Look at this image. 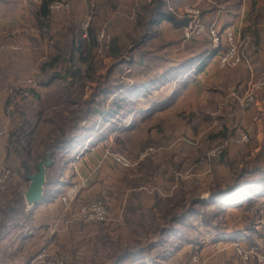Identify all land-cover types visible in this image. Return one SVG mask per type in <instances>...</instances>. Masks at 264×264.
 I'll return each instance as SVG.
<instances>
[{"label": "rangeland", "instance_id": "obj_1", "mask_svg": "<svg viewBox=\"0 0 264 264\" xmlns=\"http://www.w3.org/2000/svg\"><path fill=\"white\" fill-rule=\"evenodd\" d=\"M56 1L60 0H55L50 4L48 19L39 21L38 13L43 0H0V114L4 118L2 124L0 122V139L3 138L7 145H12V133L26 126L28 133L31 131L36 133V142L32 148L38 154L34 153L33 155L43 161L48 152L53 151L49 150L44 154L41 147L50 141L56 131L55 125L59 127L62 124L68 128L75 111L82 112L86 118L80 126L82 130L80 131V140L76 145H70L67 150L56 153L53 159L56 167L48 171L47 178L50 182L62 180L68 181L69 184H75L76 182H72V177L76 175L75 168L78 167L76 163L82 156L87 155L88 151H99L97 164H93L91 160L84 161L90 174L83 179L88 181L90 177L89 183L86 184L88 191L92 188V194L84 200L79 199L78 196L77 206L92 201L105 202L110 205L113 199L117 205L121 203L122 210L120 214H115L113 211L116 219L108 224L76 221L84 224L87 232H82L80 235L75 232L73 236L68 232L69 234L64 235V239L71 237L65 252L53 244L56 238V228L49 234L45 233L44 244H53V249L45 248L49 256L53 259H63L66 264H112L110 256L112 257L116 248L126 245L134 246L140 239L144 244L146 239L158 237L161 225L158 227V225L152 226L151 224L148 227L149 230L144 233L140 223L145 222L147 218L151 219L150 213L160 199L176 196L185 199L181 209L177 211L179 213L185 211L192 200L206 202L197 207L201 212L200 215H191L184 220L185 225H178L180 233L171 236L170 245L156 248L160 252L171 251L170 254L168 252L169 255L167 252L165 253L169 257L173 255L170 259H173L184 247L189 245L188 239H197L206 242L205 246L202 244V248L205 247L211 253L209 263L217 264L219 261L226 260L227 257H236L237 249L234 244L237 237L238 240L246 243L242 244L243 246L251 248L247 238L249 235H253L258 244V247L252 248H257L263 253L264 197L252 196L253 199L245 202L243 207L240 206L242 201L221 205L223 204L222 200L212 198L214 193L224 192L226 187L238 179L235 176L236 167L238 169L242 167V157L249 156L250 153L242 148L230 146H240L238 141H242L241 134H239L241 138H238L237 133L230 134V138H232L230 140H228V135L227 137L217 136L221 131L218 128L220 122L215 119L217 117L208 124L207 120L202 117V113L198 111L202 107L203 100L209 94L201 74L196 80L200 82L194 83V80L192 82L194 84H190L188 89L183 92L184 95L176 107V111L179 112L177 113L178 117L174 114H163L150 118L143 117L137 112L147 110L155 100L166 98L175 87V84L171 83L163 87L159 86V90L147 88L141 92L139 98H130L126 94L121 96L120 90H117L116 94L104 98L105 100L96 98L98 94L95 92L100 85L105 83L103 77L114 66L113 64L119 60L125 64L134 59L138 60L141 52L140 49L131 48L129 39L122 38L123 28L129 27L131 30L136 24L137 8L120 22L116 19L119 16H113L112 6L116 4L119 7H129L131 3H138L140 6L139 3H142L143 0H72L70 7L65 11L51 9L52 4ZM211 1L215 2V0ZM234 1L231 0V3ZM243 1L250 9L252 0ZM209 3L208 0H168L170 9L182 18L187 15V10L194 8L201 10V17H204L208 12H213L207 9ZM260 4H263V1H260ZM80 5H82L81 9ZM225 5L227 4H217L216 7L218 9L220 6L225 8ZM43 21L45 22L43 23ZM87 22L88 26L86 27ZM91 27H94L98 32V47L90 54H86L87 62L84 64L77 56L71 58L72 53L70 56L67 43L70 39L69 33L79 29L86 38ZM122 33L123 35H121ZM176 35L173 36L174 39L171 38L173 39L170 40L171 42L165 41L162 36L161 39L153 42L154 46L163 48L156 49L151 54V57L146 60V66L133 68L123 66L112 77L130 89L152 81L160 74L161 70H165L169 65H178L188 58L191 52L188 48L180 47L178 35ZM119 36L122 38V48L125 53L116 60L109 55L108 46L113 38ZM203 38V41H206L203 47L205 44L209 46L210 39ZM167 43L169 45L164 46ZM76 44L79 45L78 40H76ZM56 57L57 62L52 67L49 66ZM157 59H166L168 62ZM80 64L82 65V77L85 76L80 79H67L70 65L79 68ZM89 67L93 69V78L87 79ZM112 77L111 80H115ZM67 91L71 95L74 106L55 105L53 100L59 102L58 100ZM120 97H124V110L118 116L107 121L104 116L96 117L94 115L92 117L83 112L84 109L95 106H100L102 110H108L112 101L120 99ZM50 99L52 101H49ZM158 124H163L165 132L163 136L166 137L164 140L166 142L163 145H144L149 139L148 137L154 140L159 137L160 133L156 128ZM207 127L210 129L209 131ZM86 128L89 130L85 131ZM38 131L43 134L41 138L37 134ZM252 141L253 139L245 145H251ZM234 148L236 151L233 150ZM19 150L20 146H18V152H13L12 158L4 162L0 169V177L9 172L12 177L11 184L7 189L3 190L0 187V204L2 205L7 203L5 198L11 197L15 187V190L20 187V192L25 189L19 174V170L24 172L21 169L23 158L19 154ZM106 150L122 153L133 161L139 159L143 154L146 156L139 166L127 170L114 165L110 159L105 158ZM149 150H153V152ZM263 150L264 147L261 151ZM249 161L251 162V160ZM88 166H92V168L90 169ZM62 170H64L65 176L61 175ZM165 185L175 187L173 195L168 196L164 192H159L160 188L165 190ZM85 187L86 185L83 189ZM225 191L227 190L225 189ZM237 196L233 194L230 198L237 201L239 198ZM247 197L245 195L244 199ZM25 202V196L18 202L21 215L17 220L18 223H14L18 227L14 233H18L17 235H21V237L25 234L26 226L24 225L31 226V219L28 216L31 207L24 209ZM249 203H252L251 206H248ZM212 205H220L222 209L208 211L209 208H214ZM248 207L249 209H247ZM64 209L66 210L65 207ZM257 212L260 217L254 218ZM250 217L254 218V223H256L254 233L249 232V225L252 223L248 220ZM159 221L162 224L167 219H159ZM209 221L214 224L222 223L226 235H218L212 231L213 228L204 225ZM177 235L183 240H179ZM39 238L40 236L37 235L35 244L23 245L22 241L19 242V246L23 245L19 251L20 264L23 262V258L27 259L29 256L33 259L40 252ZM57 239L60 238L57 237ZM222 245L233 246L225 250L219 248ZM200 253L201 250L196 255L202 261L203 256ZM154 255L156 256V254ZM155 256L152 255V257ZM159 256L162 258V254ZM134 261L133 263H141L140 260ZM167 263H170V260L163 259L158 264ZM173 264H177V262Z\"/></svg>", "mask_w": 264, "mask_h": 264}, {"label": "trees", "instance_id": "obj_2", "mask_svg": "<svg viewBox=\"0 0 264 264\" xmlns=\"http://www.w3.org/2000/svg\"><path fill=\"white\" fill-rule=\"evenodd\" d=\"M53 1L55 0H43L38 13L39 21L48 19L49 7ZM260 1H263V4H260ZM215 2L217 4H228L229 0H215ZM242 3L243 0H235L234 8L236 9L237 7L241 6ZM216 5H210V11H216L217 10ZM112 7L116 9L117 5L114 4ZM123 20H125V17H121L118 19V21L120 22ZM191 20L192 17L188 14L183 16V18L175 14L170 9L168 0H151L147 4H141L140 6H138L136 24L134 25V27L131 28V30L129 27L123 28L122 32L124 33V35L123 33L121 35H123L122 38L126 37L127 39L130 40L131 48L141 50L140 56L138 60L134 59L128 64L121 63L120 60L116 61L113 64L114 66L103 77L105 83L97 88L95 93L98 95L96 98L105 100L104 98H107L111 94H116L117 90H120L122 92L121 96L122 94L123 95L126 94L130 98H135V97L139 98L141 92H143V90H146L147 88L148 89L154 88V90H159L160 88L159 86L163 87L166 86L168 83H171V84H175V87L173 88L172 92L168 96H166V98H163L161 100H155L147 110L144 111L142 110L137 112H139V114H141V116L143 117L154 118L155 115L173 108L176 102L178 101V99L180 98L181 94L188 89L190 84H192V82L195 80L196 76L201 74L214 60V58H216V56L219 54V50L213 49L212 43L209 46L205 44V47H203V44L206 41L205 42L201 41L197 37L190 39L188 46L186 47L191 52L188 58L181 61L176 66L169 65L159 75L153 78L152 81L143 83V85H139L128 89L126 85L124 84L121 85L118 82V80L112 77V75L115 74V72L120 67L123 66H128L133 68L137 66L147 65L146 60L151 57V54H153L156 49L163 48V47H156L153 45L154 44L153 42L161 39L162 24L169 22L176 30L184 31V29L189 25ZM44 22L45 21H43V23ZM97 35L98 32L94 27H91L88 30L86 38L83 36V32L81 33L79 29L73 33L72 32L69 33L70 39L68 38L69 41L67 43V46L70 56L72 53L71 58L73 59L74 56H77L80 59V61L85 64L87 62L86 54H90L92 51L95 50L96 47H98ZM122 38L120 36L113 38L111 44H109L108 46L109 55L116 60L120 59L125 53L122 48L123 47ZM263 39H264V0H252L249 16H248V24L241 31L240 51L244 60L243 65H247V62L249 63L251 62L252 51L260 48ZM76 40H78L79 45L76 44ZM168 45L169 43H167L164 46H168ZM160 61L168 62L166 59L164 60L161 59ZM56 62H57V57L53 59V61L49 66L52 67ZM81 70H82L81 64L79 68H75L74 65L72 66L70 65L68 75L66 76L67 79L70 80V78H79V79L80 77L83 78L85 75L82 77ZM92 70L93 69L89 67V75L86 76L87 79L93 78ZM111 77L115 80H111ZM71 100H72L71 95L67 91V93H65V95H63L62 98L58 100L59 102L55 100H53V102L55 105L63 104L64 106H68V105L74 106ZM49 101H52V99H50ZM124 102H125L124 97H120V99H116L112 101V105L108 110L105 109L102 110L100 109V106H95L93 108L88 107L84 109L83 112L88 116H92V117H94V115L96 117L104 116V119L107 121L110 118L118 116L124 110L123 107ZM84 118H86V116L82 112L79 113L75 111L73 118H71L68 124V128L62 126V124L59 127L55 125L56 131L51 136L50 141H47L41 147V149L44 151V154H46L49 150H53V159H54L57 152L67 150L70 147V145H76L81 137L80 131L82 130L80 126L84 123L85 120ZM88 128L84 130L88 131L89 130ZM156 128L160 133L158 137L160 140L158 138H157L158 140L157 139L154 140L148 137L149 139H147L144 145H151V144L163 145L166 142L164 141L166 140V137L163 136L165 133L163 124H158ZM37 134L38 136H40V138L43 136V134L40 133V131H38ZM35 135H36L35 131H31L30 133H28L26 131V126L21 127L19 131L12 133L11 140L13 142L11 143L12 145H8L7 148L8 155L12 156L13 152H18V146H20L19 154L23 158L21 162V169H23L24 172L19 170V174L21 176L20 179L24 185L29 183L28 177L38 172V163L41 160V158L39 157L35 158L33 155L34 153L35 155L38 154L37 152H34L32 148V146L36 142ZM217 136L227 137V135L222 132H220ZM246 157L248 156L246 155L241 159L243 162L242 167H240L239 169L236 167L237 173H235L236 174L235 176L238 179L235 180L232 185L225 188L227 191H225L224 189V192L220 191L218 192V194L214 193V195H212L213 196L212 198L222 200L223 204L221 205H228L231 204V202L237 203L239 201H242V205L240 206L243 207L245 202H249L253 199L252 196L264 197V150L261 151L254 158H252L251 162ZM55 167H56V163L55 161H53V166L47 170V173L49 170L54 169ZM63 174H64V170H62L61 175ZM69 185H71V183L69 184L68 181L62 182L61 180H58V181L50 182L47 178L42 203L50 202L53 199L58 198L60 195H62L65 192V189ZM15 188L13 190L11 197L8 198L4 197L7 203L3 205L0 204V238L5 233H8L10 228L16 227L17 224L14 225V223H18L17 220L20 219L19 217L21 215L20 214L21 211L20 208L18 207V202L22 200V198L24 197L23 195H25V191H22L23 192L22 193L19 191L20 187L18 188V190H15ZM248 193L249 195H247ZM233 194L239 196L237 201L230 198V196ZM245 195L248 196L246 199H244ZM184 200H185L184 198L182 197L177 198V196L172 198L160 199L159 203H157V205H155L154 207V209L157 211H155L154 209H152V211L150 210L151 219L147 218L145 222L140 223V226L144 233H146L149 230L148 227L151 224L152 226H154V224L158 225V227L159 225H161L160 229L158 230V235H157L158 237H156L155 239H146L144 244L141 243L142 239H140L137 241L136 245L134 246L130 247V245H126L124 247L116 248L112 257L110 256L111 263L112 264L115 263L118 257H121L118 264H139V263H133L135 262L134 260H138V261L140 260V262L143 264H147L148 262L158 264L159 261L163 259L164 260L168 259L169 256H167V254L169 251L160 252L158 251L159 249L156 248H159L161 246L166 247L170 245L171 236L180 233L178 225L180 224L185 225L183 223L184 220L191 215H200L201 212L199 209H197V207L198 205L205 204L206 202V201L202 202L200 200H194V201L192 200L190 206H188V208L185 211L179 213L177 211L181 209V205L184 204ZM251 204L252 203H249L248 206H251ZM212 206H214V208H209L208 211H214L217 210V208H219L217 211L222 209L220 205H212ZM23 207L24 209L28 208L26 202L23 204ZM32 209L33 208H31V211L28 214L30 219H32L33 216ZM247 209H249V207ZM254 216H255L254 218L260 217L259 212L255 213ZM254 218L250 217V219H248L250 222H252L249 225L250 233H254L255 231L254 228L256 223H254L255 221ZM159 219L161 220L167 219V221L161 224L159 223L160 222ZM204 225L213 228L212 231L218 235L219 234L226 235L224 233L222 223L214 224L209 221V223L205 222ZM247 238L251 248L258 247V244L256 240H254L255 238L253 235L252 236L249 235V237ZM178 239L183 240V238L179 236ZM187 242H192L193 255L197 254L203 246L202 242L197 239L196 240L188 239ZM166 252L167 254L165 255ZM154 254H156V256ZM160 254H162V258L159 256ZM152 255L155 257H152ZM29 258L26 260V262L27 261L29 262ZM187 259H189V255L187 256Z\"/></svg>", "mask_w": 264, "mask_h": 264}, {"label": "crops", "instance_id": "obj_3", "mask_svg": "<svg viewBox=\"0 0 264 264\" xmlns=\"http://www.w3.org/2000/svg\"><path fill=\"white\" fill-rule=\"evenodd\" d=\"M148 2L150 1L143 0L142 3L139 4L140 5L147 4ZM208 2L210 3L208 4L209 8L207 9H209L210 11V5H216V2H212L211 0H208ZM229 3L225 5V8H222L220 6L219 9L217 8L216 11L208 12L207 14H205L204 17H201V20L207 27L216 25V27H218L221 31L224 30L234 31L237 35H239L240 44H241V31L248 24V16L250 9L248 8V6L244 1L241 4V6L237 7L236 9L234 8L235 6L234 2L231 3V0H229ZM137 7H138V3L135 4L131 3L129 7L117 6L116 9L112 7L114 8L112 10L113 16L115 15L119 16L116 19H119L120 17H126L131 11L134 12ZM81 8L82 5H80V9ZM161 30H162V37L165 41L169 42L170 40H173L174 39L173 36L177 34L178 41L181 45L180 47L185 49L188 46L190 39H186L184 37V31L176 30L171 23L166 22L162 24ZM197 38L201 41L204 40L203 37H197ZM249 65H251L252 67L251 71L250 68L248 67ZM249 65L247 64L237 68L222 69L221 67L218 66L217 59L214 58V60L209 64V66L201 73V78L203 82H205V88L208 90L209 94H207L205 100H203L202 107H200L198 111L202 113V117L207 120L208 124L210 122H213V119L217 117L215 119L219 120L220 122L218 128L221 129L220 132L228 135V140L232 139L230 138L231 137L230 134L233 133H237L239 136L238 138L243 137L244 134L245 135L248 134L249 137L253 139L251 145H245V143L240 140L238 141L240 146L239 145L238 146L230 145V146L242 148L244 151L247 152L249 151L250 155L246 158L248 160H252V158L258 155L259 152H261V149L264 147V145H262L264 142V39L262 44L260 45V48L252 51L251 62L249 63ZM162 71L163 70H161L160 73ZM198 77L199 75L196 76L194 83L200 82V81H196L198 80ZM194 83H192V85ZM256 84H260V85L262 84V85L255 90V94H256L255 103L252 104L250 107H244L242 105V101L244 97ZM183 95L184 93L180 96V98L178 99L177 103L173 108L164 111L162 113H159L155 115V117L159 115L161 116L163 114H174L175 116L177 115L176 117H178L177 113L179 112L176 111V107L180 99H182ZM2 119L4 120L2 114H0L1 124H2ZM207 129L208 131L210 130L209 127H207ZM239 134H241L242 136ZM7 148L8 145L6 144V140L1 138L0 139V169L4 162L12 158V156L8 155ZM233 150L236 151L235 148ZM98 154L99 151L91 152L90 150V152L88 151L87 155L82 156L80 158V160L76 163V166L78 165L77 167L78 169L75 168L76 175L72 177L73 179L72 182L77 183L80 180H82L83 177L85 178L90 174L88 168L85 167L84 165V161L91 160L93 164H97L99 161ZM88 167L90 169L92 168V166H88ZM65 175L66 174L64 173V176ZM89 180L90 177L88 178V181ZM62 182H66V181H62ZM23 187L25 188L23 191H25L26 193L29 187V183L23 185ZM175 190H176L175 187H172L170 185H165V190L164 188L163 189L160 188L159 192L160 193L164 192V194L171 196L174 194ZM91 194H92V188H90L88 191L86 184V187L84 189L82 188V190L80 191L79 199L84 200L90 197ZM40 205L32 209L33 216L31 219V226L28 227V225H24L26 226L24 229L25 234L22 237L21 235H17L18 233L17 234L14 233V230H17L16 228H18L16 226L10 228L9 232L5 233L0 238V264H19L20 249L23 248L22 246L24 244L26 245L31 243L35 244L37 240V235L40 236V238L38 239L41 242L40 250L47 247L53 249V244L54 245L56 244L58 249H61L63 252H65V250H67L69 246L68 242L70 241L71 237L64 239L63 238L64 235L66 236L67 234L70 233L73 236L75 232H77V234L79 235L82 234V232H87L85 231L86 227L84 224H80L76 222L77 220L75 218L74 208L75 209L77 208V203L75 204L76 207L68 211L64 209L63 204L61 203L59 197L53 199L50 202H44L43 204L41 203ZM109 206L111 207V209L114 211L115 214L121 213L120 212L122 210L121 203L117 205L115 201H113L112 199L111 204ZM55 228H56V236H55L56 238L54 240V243L53 244L50 243L48 245L46 243L44 244L43 236L45 235V233L49 234L50 232H53ZM57 237L60 239L58 240ZM21 241L23 242V245L19 246V242ZM201 242L202 244H204V246L206 245L205 241H201ZM235 242L246 244L243 243V241L238 240V237L236 238ZM232 246L233 245L231 246L222 245L219 248H224L226 250L229 247L232 248ZM192 248H193L192 242H189V245L187 247H184L182 251H180L177 255H175L176 257L174 256L173 259H170V257H173V255L170 256L167 259L170 260V263L167 264H173L175 262H177V264H210L209 255L211 253L207 249H205V247L201 248L200 255L202 254L203 256L202 261L199 259L198 262L194 263L193 258L195 256L196 257L198 256L196 254L193 255ZM188 255H189V259H187ZM23 259L24 260L21 264L29 263L28 261L26 262L27 260L26 257ZM30 259L31 258H29V261ZM147 264H151V263L148 262ZM217 264H245V263H243L242 260L239 258V256L236 255V257L234 258L227 257L226 260L224 259L223 261H219Z\"/></svg>", "mask_w": 264, "mask_h": 264}, {"label": "built area", "instance_id": "obj_4", "mask_svg": "<svg viewBox=\"0 0 264 264\" xmlns=\"http://www.w3.org/2000/svg\"><path fill=\"white\" fill-rule=\"evenodd\" d=\"M72 0H60L52 4L51 9L55 11H65L71 5ZM151 1V0H149ZM187 14L192 17L189 25L184 29V36L186 39L193 37H207L212 43L213 49L219 50V54L216 56L217 63L222 69L226 68H237L244 64V60L240 51V37L232 30L221 31L216 25L207 27L201 20L200 9H189ZM88 22L86 23V27ZM249 65V62H247ZM250 71L252 70L251 65L248 66ZM262 85V84H261ZM260 84H256L248 92L242 101L244 107H250L255 103L256 94L255 90L258 89ZM242 141L247 143L250 141L248 134L242 137ZM152 151L153 150H149ZM143 154L137 160H131L126 155L106 150L105 158L110 159L114 165H117L123 169H134L145 158ZM9 173H5L0 177V187L5 190L11 184L12 177ZM11 180V181H10ZM87 181L82 179L79 182L67 186L65 192L59 196V199L66 210H71L76 207V201L82 188L86 185ZM75 218L77 221L82 223H104L108 224L113 222L116 217L113 210L105 202L92 201L85 204H80L75 209ZM235 247L237 249V255L245 264H264V252L262 253L257 248H246L239 242H236ZM195 262H198V257L193 258ZM29 264H66L63 259H53L49 256L46 249L40 250Z\"/></svg>", "mask_w": 264, "mask_h": 264}, {"label": "water", "instance_id": "obj_5", "mask_svg": "<svg viewBox=\"0 0 264 264\" xmlns=\"http://www.w3.org/2000/svg\"><path fill=\"white\" fill-rule=\"evenodd\" d=\"M52 166L53 151H49L46 155L45 160L38 163V172L28 177L29 187L24 196L29 207L33 208L42 202L47 181V170ZM120 258L121 257H118L114 264H118ZM31 260L29 261V263L31 262Z\"/></svg>", "mask_w": 264, "mask_h": 264}]
</instances>
